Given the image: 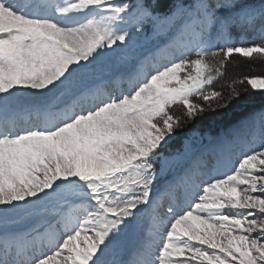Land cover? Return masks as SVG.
Listing matches in <instances>:
<instances>
[{"label":"snow or ice","instance_id":"snow-or-ice-1","mask_svg":"<svg viewBox=\"0 0 264 264\" xmlns=\"http://www.w3.org/2000/svg\"><path fill=\"white\" fill-rule=\"evenodd\" d=\"M234 54L264 0H0V264H264V75L209 87Z\"/></svg>","mask_w":264,"mask_h":264},{"label":"trees","instance_id":"trees-1","mask_svg":"<svg viewBox=\"0 0 264 264\" xmlns=\"http://www.w3.org/2000/svg\"><path fill=\"white\" fill-rule=\"evenodd\" d=\"M253 40L258 41V37H253L251 34H248V43H251ZM264 71V59L253 57L251 59H241L240 57L234 58L232 57L228 62L225 63L222 68V75L218 76L214 83L209 87L216 91L221 92L225 98H227L228 93L230 92L232 87L236 88H244L245 84H240L239 81L244 77H253L257 73H262ZM235 82V83H234ZM254 97V105L256 108L261 106V101L263 98H259V95H255L252 92L250 93ZM195 103L200 102L201 100L194 99ZM200 104H204L202 101ZM172 111L176 115H181L184 109L179 108V105L174 106ZM243 115V114H239ZM200 128H210L209 130L216 134L219 129L217 127H200Z\"/></svg>","mask_w":264,"mask_h":264},{"label":"rangeland","instance_id":"rangeland-1","mask_svg":"<svg viewBox=\"0 0 264 264\" xmlns=\"http://www.w3.org/2000/svg\"><path fill=\"white\" fill-rule=\"evenodd\" d=\"M155 43L156 42L150 38L139 37L137 40L136 46L133 49L128 50V55L129 56L135 55V57H138V56L142 55L143 53H147L148 51H150ZM233 57L234 58L240 57L241 59H246V58L239 56L238 54H234ZM254 57L261 58L259 56H256L255 54H254ZM209 59H210L211 63H217L218 61H220L221 57L218 56V57L209 58ZM262 59H264V58H262ZM261 75H264V71L262 73H257L254 76H261ZM245 86L248 87V85H246V84H245ZM252 93L255 95H259L258 99L264 97V95H262L260 92H252ZM194 99H197V98L195 97ZM202 101L203 100H201L200 102H197V103H201ZM192 102L195 103L193 100H192ZM179 108L183 109V107L180 105H179ZM209 129L210 128H208V129L207 128H200L199 130L201 131V133H207V135H209V136H215L217 134V133L216 134L212 133ZM205 142H207V141H205ZM239 151L240 150H237V154H239ZM206 159H207V157H206ZM232 159L235 160L236 155H233Z\"/></svg>","mask_w":264,"mask_h":264},{"label":"bare ground","instance_id":"bare-ground-1","mask_svg":"<svg viewBox=\"0 0 264 264\" xmlns=\"http://www.w3.org/2000/svg\"><path fill=\"white\" fill-rule=\"evenodd\" d=\"M143 54H145V53H143ZM143 54H142V55H143ZM109 90H111V88H110ZM124 258H127V257H124Z\"/></svg>","mask_w":264,"mask_h":264}]
</instances>
